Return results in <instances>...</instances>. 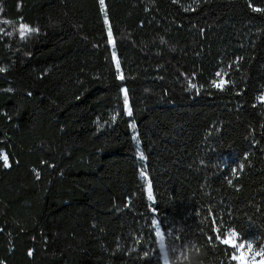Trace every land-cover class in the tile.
<instances>
[{
	"label": "trees",
	"instance_id": "obj_1",
	"mask_svg": "<svg viewBox=\"0 0 264 264\" xmlns=\"http://www.w3.org/2000/svg\"><path fill=\"white\" fill-rule=\"evenodd\" d=\"M254 8L264 0H0L1 27L38 30L0 32V264H164L154 217L170 264H236L216 228L264 247Z\"/></svg>",
	"mask_w": 264,
	"mask_h": 264
},
{
	"label": "snow or ice",
	"instance_id": "obj_2",
	"mask_svg": "<svg viewBox=\"0 0 264 264\" xmlns=\"http://www.w3.org/2000/svg\"><path fill=\"white\" fill-rule=\"evenodd\" d=\"M100 4L104 5V0H100ZM254 11H264V9L260 8H254ZM108 17L107 13H105V22L107 23ZM33 31H38L37 29L28 28L26 25L21 24L20 25V32L19 35L23 38L25 37L26 33H30ZM108 36L111 40L112 38V30L111 27L108 29ZM115 56V54H113ZM117 68H119V61H117ZM4 69H0V71H3ZM227 75V73H221L220 71L216 72V77L219 78L217 81L216 79L211 81V84L213 87L223 90L225 86L229 83L227 79L224 77ZM123 79V76L120 77ZM189 87L190 88H196V85L192 83L191 79L189 80ZM258 100L261 103H264V95H261L258 97ZM125 104H127V92L125 90ZM128 114L131 115V110L129 109ZM135 125H133V128ZM141 157L143 158V154L141 153ZM0 160L3 161L4 167H10L9 158L6 153H0ZM242 167V165H241ZM235 174V170H234ZM143 175V174H142ZM231 183V181H229ZM148 195L149 199L152 198V189L151 185L149 184L148 187ZM153 224L156 226V235L159 237V246L160 250L163 253V259L164 264H169V257H168V250L165 245V233L161 231V225L157 221H153ZM215 233V240L219 242V244L226 246V248L232 249V254L230 257L231 261H235L236 264H264V247L259 248V250H254L253 243H243L240 242V238L238 237V234L235 230H228L226 233H222L220 228L214 229ZM213 239L212 236L208 237V240L211 242ZM175 251V249H173ZM31 251L29 252V255H31ZM242 257H246V259H242ZM259 258V259H257Z\"/></svg>",
	"mask_w": 264,
	"mask_h": 264
},
{
	"label": "rangeland",
	"instance_id": "obj_3",
	"mask_svg": "<svg viewBox=\"0 0 264 264\" xmlns=\"http://www.w3.org/2000/svg\"><path fill=\"white\" fill-rule=\"evenodd\" d=\"M20 25L21 24H19V23H12V24H8L7 26H3V27H1L0 26V32L1 31H6L7 33L8 32H20ZM111 45H112V47H114V45H113V42H112V40H111ZM113 54H115V51H113ZM115 57H116V54H115ZM114 57V59H115V61L117 62V60H116V58ZM115 62V63H116ZM117 64V63H116ZM220 72L223 74L224 72H222V70H220ZM225 78V77H224ZM215 79L218 81L219 80V78L218 77H216L215 76ZM260 95H264V90H263V92L260 94ZM138 137V133H137V131L136 130H134L133 131V134H132V138H133V141H134V147H135V150L134 151H136V156H137V158H138V160H139V169H140V178H141V181H142V185L144 186L143 188L145 189V191H146V195H147V200H149L150 201V203L152 204V202L154 201L153 199H154V194H153V191H152V198L151 199H149V195H148V187H149V184L151 185V182H150V179H149V176L148 175H146L147 174V172H146V170H145V167H144V165H143V161L145 160V154L143 153V150H141L142 149V147H141V143H140V141H139V138H137ZM0 153H6L4 150H0ZM141 153L143 154V158L141 157ZM143 174V175H142ZM152 189V188H151ZM157 221L158 223H159V220L156 218V217H154L153 218V221ZM160 224V223H159ZM154 225V227H155V232H156V226H155V224H153ZM161 231L162 232H164L163 230H162V228H161ZM239 237V236H238ZM157 238V242H158V247H159V254H160V257H161V259H162V262L164 263V259H163V253L161 252V250H160V246H159V237H156ZM164 240H165V237H164ZM240 242H243V243H245V244H247V243H253V241L252 240H250V239H240ZM165 245H166V242H165ZM253 245H254V243H253ZM259 248H261V247H259V246H255L254 245V250H259ZM242 259H246V257H242ZM257 259H259V258H257ZM169 264H170V261H169Z\"/></svg>",
	"mask_w": 264,
	"mask_h": 264
}]
</instances>
